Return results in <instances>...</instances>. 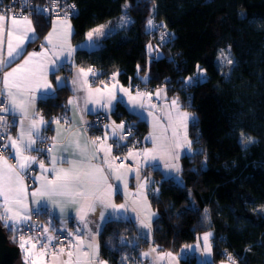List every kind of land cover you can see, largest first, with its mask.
I'll return each instance as SVG.
<instances>
[{
    "label": "trees",
    "instance_id": "1",
    "mask_svg": "<svg viewBox=\"0 0 264 264\" xmlns=\"http://www.w3.org/2000/svg\"><path fill=\"white\" fill-rule=\"evenodd\" d=\"M33 1V8L41 9L46 0ZM66 1L75 5L74 44L86 40V33L98 25L107 24L115 31L93 54L76 48L75 66L63 71L70 74L73 67H94L101 73L95 84L108 82L118 72L119 80L133 92L139 87L154 94L156 87L166 86L170 96L193 110L197 121L190 126L193 153H203L182 157V188L160 183L164 177L151 170L156 179L152 187L159 188L157 195L149 192L158 212L151 237L134 250L121 245L120 237L133 240L138 223L134 226L131 219L126 224L109 223L99 236L102 257L109 264H122L123 257L129 258L123 264H148L140 257L144 250L158 246L160 251L179 254L203 232H211L213 264L228 261V255L235 264H264V0ZM21 7L17 0H0L2 13ZM125 11L133 23L121 29ZM24 12L21 15L34 21L40 36L48 32L52 19ZM148 19L159 33L146 31ZM165 32L171 34L170 42L162 43ZM225 50L234 61L231 65L221 63ZM156 55L158 60L153 59ZM138 65L139 76L150 77L146 85L138 78ZM197 66L206 82L183 90L181 81L194 76ZM69 95L65 88L55 101H39L40 115L45 120L65 115ZM110 116L115 123L125 119L126 127L134 125L133 147L148 132L146 120L131 115L125 105H117ZM88 129L100 135L105 128ZM241 134L253 142L245 139L242 145ZM180 262L199 264L191 255Z\"/></svg>",
    "mask_w": 264,
    "mask_h": 264
},
{
    "label": "snow or ice",
    "instance_id": "2",
    "mask_svg": "<svg viewBox=\"0 0 264 264\" xmlns=\"http://www.w3.org/2000/svg\"><path fill=\"white\" fill-rule=\"evenodd\" d=\"M24 7H29V0H21ZM57 0H53V10L57 7ZM73 12L75 5L69 6ZM125 9L128 8L126 4ZM31 11L40 15L47 12L46 9L38 7L31 8ZM6 16L0 14V45H3V34L5 32ZM60 30L53 27L52 31L45 37L46 43L51 48V55L48 54V49L45 48L43 54L38 52L28 53L27 58L24 59L23 64H18L11 71L5 69L11 65L16 59L21 58L24 52L25 41L35 39L30 37L29 33H35L32 27V21L27 17L11 18V26L7 29V57L4 59L0 57V73L3 74L2 87H0V141H5L0 144V224L9 231L15 233H30L36 232L42 226L33 222V216L47 215L49 217V226L42 227L37 235H19V248L24 252L25 264H45L44 258H50V264H106V261L100 259L99 244L97 236L102 233V230L109 223H128L130 218L126 215L129 211L127 203L117 204L114 202V195L120 193V186L115 187L109 183V174H111L117 181L124 180V174L121 172L123 164L117 166L115 161L119 157L112 156L113 145L117 149L127 147V136L132 134L134 125L127 127V135L124 134L125 124L121 122L119 125L113 121L111 124H106L104 127L109 129L103 139L96 137L91 141L95 152L87 163L83 159L72 160L67 157L57 158L53 155V149L58 146L74 149L79 152L81 156L87 149V146H82L79 140L78 129L71 127L65 129L68 133L63 141L60 137V124L71 125L72 119L67 116V113L62 117L53 118L52 120H45L36 109L37 99L41 103H48L58 99L59 92L65 88H69L67 78H62L57 75L58 72L64 70L69 65L75 66L74 53L77 51L69 43L72 36V27L68 22V12H65L64 17L59 19ZM133 23L131 19L125 15L121 17L119 28L123 29ZM158 26L154 24L152 19L146 21V31L149 33L157 31ZM115 28H106L105 25H99L86 33V40L83 45L79 46L86 54H93L102 48V39L112 35ZM170 33H162V43L170 42ZM42 47H44L42 45ZM149 54L154 50L152 45L147 46ZM223 60L221 63L233 64L234 61L221 52ZM36 57L42 59L34 60ZM160 57L156 55L154 60ZM70 70V68H69ZM49 73H51L55 84L49 80ZM138 78L145 85L150 82V77L139 76V65L137 66ZM101 73H98L92 67H80L73 77L71 90L75 94L78 91L85 93L83 102L85 109L89 113L95 112L98 116L101 111L111 115L115 112L117 105H125L129 107L131 115L137 119H144V111L149 115H153V111L157 105L153 102V93L148 91H141L138 88L133 94L131 88L119 87V92L122 93L117 98L116 76L119 73H113L111 80L115 81L111 87L104 84V88H92L89 86V76L95 79ZM206 76L203 75V70L197 66V73L194 76L188 77L181 81L183 90L191 87L199 86L206 82ZM103 84L104 82L101 81ZM164 94L166 104L164 105L168 112L166 119L168 121L167 128L171 129V136L166 135L156 136L149 135L145 139L152 144L151 148H144L141 152H128L124 159L137 160V167L135 169L129 168V172L135 173L137 179V191L135 199L132 201L134 205L131 211L136 213L135 217L131 218V222L138 221L137 236L129 241L120 237L121 245L127 247L131 245L133 249L139 248L141 240L147 241L152 235L153 222L157 218V213L150 210V204L147 199V192L153 195L159 193V188L151 187L156 184L155 181L145 179L140 181V173L142 167L151 168L154 171H159L164 177L160 183L171 182L176 187L182 188L184 186L183 179L179 175L181 167L178 163L183 151L188 158H193L196 154L192 151V141L188 138L189 122L196 126V118L188 111L183 110L179 97H174L167 101L166 91L163 88L155 91L157 100ZM124 96L128 97L127 104H125ZM89 104H97L99 108L93 109L87 107ZM67 105H73L75 109L79 110L80 105L77 102V97L74 95L67 101ZM57 106V105H54ZM66 107V106H61ZM107 115L105 118H107ZM7 117H11L12 122L9 123ZM153 119L159 123V118L153 116ZM83 116H81V121ZM55 123L56 129H51V125ZM18 127L19 131L14 138L10 129ZM88 127H93L89 125ZM52 130L56 132V136L52 137V143L48 144L49 137L44 135L47 131ZM167 129H165V132ZM241 139V144H245V139L248 143H252V138L247 137ZM111 137L112 144H108L107 140ZM99 142V143H98ZM48 144V147H38L37 145ZM36 152L44 154L50 161V167L46 166L44 159H38L37 156L30 153ZM102 153L103 166H98L94 161L97 155ZM10 160H15V163H9ZM163 161V168L161 162ZM58 164H68L69 167H57ZM33 165H38L42 175L36 177L40 180V185L30 194L25 178L29 173L34 171ZM107 169V172H106ZM167 169L168 171H165ZM193 171H196L193 169ZM47 173H51V178ZM127 182L124 183V189H127ZM29 196L31 200L29 201ZM31 205V206H30ZM75 206V215L71 212L67 214L66 218H61L66 209H71ZM187 211V210H186ZM207 214L208 209L204 210ZM93 214L100 221L96 224V231L93 232L89 227L90 223L88 217ZM79 218V223L82 227H77L75 232L67 231V223L69 220ZM52 219H56L61 224V228L57 229L52 224ZM207 219V215H205ZM134 226L135 223H134ZM49 228L57 235L49 234ZM60 232H66L67 236L63 239L71 238L67 245H63V240L60 237ZM213 233L204 232L201 237L197 238L195 245H186L181 250V257L186 258L190 253H194L197 249L203 247V257L199 264H213L211 260L212 248L211 243ZM57 241V243H53ZM140 257L148 264H179L178 257L171 251L163 252L158 250V246H152L148 251L140 253ZM128 257L122 258L123 260ZM229 264H235L230 255L227 256Z\"/></svg>",
    "mask_w": 264,
    "mask_h": 264
},
{
    "label": "crops",
    "instance_id": "3",
    "mask_svg": "<svg viewBox=\"0 0 264 264\" xmlns=\"http://www.w3.org/2000/svg\"><path fill=\"white\" fill-rule=\"evenodd\" d=\"M0 14H3V15L6 16V19H5V22H4L5 23V32L3 34V41H4V43H3V45H0V57H3L4 59H8V57H7V39H8L7 38V29L11 26V18L13 16H15L16 18H21L24 15H13V14L7 15V14L2 13V12H0ZM28 18L32 21V27L35 29V33H29V36L30 37L34 36L35 39H29V40L25 41L23 56L21 58L16 59L13 63H11V65L8 66L5 69V71H11V69L12 68H15L18 64H23L24 59L27 58L28 53L38 52V53L43 54L44 51H45V48H47L48 49V54L51 55V48H50V46L47 45L46 40H45V37H47L48 33L52 31V29H53L54 26L57 27L58 30H60V28H61L60 23H59V19L60 18H55V19L53 18L51 20V22H50V28H49L48 32L45 35H43V36H40L38 34V31L36 30V26H35L34 21L30 17H28ZM68 22L71 24L72 33H73V31H74V25H73L72 19H69L68 18ZM41 42H43V44H40ZM69 43L71 44V46L73 48H78L79 46L83 45L82 44L83 42H81L79 45L74 44L73 43V40H72V36H71V38L69 40ZM42 45L44 47H42ZM39 59H42V57H36V58H34V60H39ZM79 68L80 67H73L70 74L65 73L63 70L57 73V75H59L60 77L67 78V81H68V84H69V88L68 89L70 91V95H69L67 101L75 95L77 97V102L80 105V109L79 110L75 109V107L73 105H67V108H68L67 116L72 119L73 123L71 125H65L63 122H61V124L59 126V128H60V137H59V140L60 141H63L64 137L68 135V133L65 131V129H67L69 127L73 128V129H78L80 143H81L82 146L86 145L87 146V149L84 152V155L81 156L80 153L79 152H75L74 149H72V148L69 147L68 150L65 151L64 150V147L63 146H60L58 144V146L53 149V153L52 154L55 155L57 158H60V157L64 156V157H67L68 159H72V160L83 159L84 162L87 163L88 159L91 158L93 156L94 152H95V149H94L91 141L94 140L96 137H101L103 139L105 133L108 132L109 129H106L105 128L103 130L102 134H100V135H93L90 132V130L87 128V126H86V123L88 121V118L91 115H94L96 113L95 112L89 113L85 109V105H84V102H83V97H84L85 93L83 91H78V92H76L74 94L73 91L71 90V88L73 87L72 84H71V81H72L73 77L75 76V74H76V72L78 71ZM83 68H85V70H87V68H89V67H83ZM92 68L94 70H96L94 67H92ZM48 78H49V80H51L53 82V84H55V80L53 79L51 73H49V77ZM2 79H3V74L0 73L1 87L3 86L2 85ZM116 81H118L116 93H117V98L119 99V97L121 95H123L122 93L119 92V87L120 86H123L125 88H129V87L123 85L122 82L119 80V78ZM113 83H115V81L109 80L108 82L103 83V84L102 83L95 84V83H93V78L91 76H89V86H91L92 88H101V89H103L104 88V84H107L108 87H111ZM133 94H135V93H133ZM161 99H162V97H161ZM124 101H125V104H127V101H128V97L127 96H124ZM87 107L93 108V109H97V108H99V105H97V104H89ZM129 107H130V105L127 108L129 109ZM36 109L40 113V111H39V99H37V102H36ZM163 110H164V103L162 104V109L161 110H156L155 109V113H158L159 114V113L163 112ZM102 112H104V111H101L100 113H102ZM62 116H64V115L57 116V117H62ZM81 116H83V120L82 121H81ZM7 119H11V117H7ZM56 128H57V125L55 123H53L51 125V129H56ZM18 131H19V128L18 127H14L12 129V131H11V135L15 138L16 135H17V133H18ZM44 135H46L49 138H52V137L56 136V132L55 131H52V130H49L46 133H44ZM141 142L142 141H139L138 142V139H137V144L138 145L135 146V147H132L134 149L131 148V151L133 153L141 152L144 148H147L148 147L147 146V147H144V148H137L141 144ZM107 143L108 144H111V137H109V139L107 140ZM37 146L40 147V144H38ZM135 148H137V149H135ZM136 150H138V151H136ZM30 154L37 156L38 153L32 152ZM102 155H103L102 153L98 154L97 155V158L94 161L98 166H103L102 159L100 158V157H102ZM127 155H128V153H127ZM139 159H142V158L137 157L135 159H130L129 160L130 163L129 164H125L124 167H122L120 169L121 172L124 174V180L117 181L111 174H109V181L108 182L111 183L114 187L116 185H119L120 186V193L119 194H115L114 197H113L114 202L117 203V204L127 203L129 205V211H128V213L126 215L130 219L133 218V217H135V215H136V213H134V212L131 211V208L134 206L132 204V201L136 198L135 197V193L137 191V187L136 186H137L138 181L135 178V173L134 172H129L128 169L129 168L135 169L137 167V164H136L137 163V160H139ZM9 163L14 164L15 163V160H10ZM44 163L48 167L51 166L50 165V161H49L48 158L44 159ZM117 166H119V165H117ZM57 167H65V168H67V167H69V165L68 164H58ZM151 170H152L151 168L142 167L141 168V173H140V181L145 180L146 179L145 177L147 176V174H148V176L151 175L152 177H154V174H153V172ZM106 172H107V169H106ZM41 175H42V172L39 169V167H37V170L34 173V183L32 185H29L28 181L25 178V181L24 182L27 185L29 194L32 191H34L36 188L39 187L40 180L36 179V177H39ZM47 175H48L49 178H51V173H47ZM148 179H149V177H148ZM125 181L127 182V185H128L127 186V189H124V183H125ZM147 199H148V203L151 206L150 207V210L152 212L157 213V215H158L157 210L153 207V205L151 203L150 196H149V192H147ZM30 200H31V197L29 196V201ZM69 212H71L72 215H75V206H73L71 209H66L65 213L62 214L61 218H66L67 217V214ZM88 219H89V221H93V220L95 221V223H90L89 224V227L92 228L93 232H95L96 231L95 225L100 223L99 219L97 217H95L93 214H90L89 217H88ZM40 220H42L43 222H48L49 223V217L47 215H41ZM136 222L138 223V221H136ZM52 224L54 226H57V227H60L61 228V224L56 219H52ZM77 227H82V225H80V223H79V218L78 217L75 220H69L68 221L67 228H69L71 232H75ZM11 235H12V239L19 243L18 233L12 232ZM202 235L203 234H201L199 237H201ZM99 236H97V242H98V244H99ZM196 243H197V241L195 243H193L192 245H195ZM148 250H149V248L146 249V250H144V251H148ZM163 252H169V251H163ZM201 252H203V250L201 248H199L194 253H190L189 255L196 256L197 260L200 262V260L203 257V253L201 254ZM172 253L178 257V262H179V264H181V262H180L181 252L179 254L174 253V252H172ZM22 254L23 255L20 258V263L21 264H25L24 252L23 251H22ZM99 256H100V259L106 261V264H109L108 261L105 260L102 257L101 253H100V244H99ZM212 258H213V251H212L211 260H212ZM44 261H45V264H50V258L49 257L46 256L44 258ZM218 264H229V261H222V262H220Z\"/></svg>",
    "mask_w": 264,
    "mask_h": 264
},
{
    "label": "built area",
    "instance_id": "4",
    "mask_svg": "<svg viewBox=\"0 0 264 264\" xmlns=\"http://www.w3.org/2000/svg\"><path fill=\"white\" fill-rule=\"evenodd\" d=\"M21 3V0H17ZM22 5V3H21ZM35 5L33 0H29V7H24L22 5L21 9H16V10H8L5 12V14L9 15V14H17V15H21L23 13H25L24 11L27 10H31V8H33ZM57 7L55 10H53V0H46L42 5H41V9H46L47 12L43 13L44 16H46L49 19H53V18H62L65 15V12H68V17H72L75 13V10L73 12V10L69 7L70 5L73 4H69L66 0H57ZM161 39V38H160ZM40 44H43V42H41ZM139 90H141V88L138 87ZM153 102L157 105L156 110H161L162 109V99L160 98L159 100L156 99L155 95L153 94ZM101 113L99 114V116L97 114L92 115L88 118V121L86 123V126L88 127L89 125H93V127H88V128H93V129H104V125L106 124H111L113 122L112 118L110 115ZM8 122L11 123L12 119H8ZM122 122H124L125 124V131L124 134L127 135V120L123 119ZM120 124V123H119ZM13 129V128H12ZM12 129H10V133L12 131ZM134 133L132 130V134L130 136H127V140L124 141L123 143L127 144V147H123L120 149H117L115 147V145H113V150H112V156L114 157H119V159H117L115 161V164L117 165H125L129 163V160L124 159V157H126L128 151L133 147L134 142ZM5 141H0V144L4 143ZM52 140L51 138H49L48 144H51ZM48 144L45 145H40V147H48ZM111 144H112V139H111ZM38 159H45L44 154H37ZM38 165H33L32 168L34 169V171L30 172L28 177H26V180L28 181L29 185H32L34 183V173L37 170ZM68 231V230H67ZM20 234H18L19 236ZM57 235V233H56ZM60 237L63 240V245H67L69 242V238L67 239H63L64 237L67 236L66 232H60L59 233ZM54 243H57V241H54Z\"/></svg>",
    "mask_w": 264,
    "mask_h": 264
},
{
    "label": "rangeland",
    "instance_id": "5",
    "mask_svg": "<svg viewBox=\"0 0 264 264\" xmlns=\"http://www.w3.org/2000/svg\"><path fill=\"white\" fill-rule=\"evenodd\" d=\"M263 24H264V22L261 23V25H263ZM105 26H106V28H109V27H110V26L107 25V24H106ZM159 32H160V29H158V33H159ZM101 39L103 40V38H101ZM84 42H85V40L83 41L82 44H84ZM158 53L161 54V52H158ZM223 53H224L225 56H228L230 59H232V57H231L229 51L225 50V51H223ZM160 54H159V55H160ZM220 58H221V61H222V60H223V57H222L221 55H220ZM224 64L229 65V64H227V63H224ZM117 79H118V77L116 76V80H117ZM160 88L165 89V91H166V95H167V101H170L172 98H174V96H170V95H169L166 86L156 87V88L154 89V95H155V91H156L157 89H160ZM132 92H133V91H132ZM133 93H135V92H133ZM161 97H162V101H163V103H164V105H165V104H166V101H165V99H164V94H163V93L161 94ZM125 98H126V97H125ZM179 101H180V100H179ZM163 103H162V104H163ZM180 103H181V101H180ZM181 105L183 106L182 103H181ZM183 110L188 111L192 116L195 117V114H194L193 110H191L190 108L184 107ZM167 112H168V109H167L165 106H164V110H163V112H161V113H159V114H158V113H155V110L153 111V115H149L147 111H144V113H143V115H144V119H145L146 122L148 123V125H149V129H148V132L146 133V135L143 136V138L140 139V141H142V142H141V144H140L137 148H144V147H147V146H148L147 148H151V147H152L151 142H150L149 140L145 139L146 137H149L150 134H151V135H156V136H161L162 134H163V135H166V136H168V137L171 136V129H170V128H167L168 121H167V119L165 118ZM153 116L159 118V123H157V121L153 119ZM117 125H119V123H117ZM190 126H191V122H189L188 130H187V131H188V138L191 140V136H190V135H191V134H190ZM165 129H167L166 132H165ZM108 132H110V130H109ZM134 141H135V139H134ZM142 143H143V144H142ZM137 148H135V149H137ZM132 149H134V148H132ZM129 151H131V149H130ZM129 151H128V152H129ZM133 151H134V150H133ZM136 151H138V150H136ZM192 151H193V147H192ZM183 156H184V153H183V151H181L180 159H179V161H178V163H179V165H180V167H181V171H182V157H183ZM128 160H130V159H128ZM136 164H137V163H136ZM161 168H163V161L161 162ZM165 171H168V170L165 169ZM179 175L181 176V172L179 173ZM148 177H149L151 180L156 181V180H155V177H152L151 175L148 176V174H147V176H146L145 178L148 179ZM152 186H153V185H151V187H152ZM155 187L158 188L157 185H155ZM203 233H204V232H203ZM150 237H151V236H150ZM191 245H192V244H191ZM200 248L203 250L202 244H201V247H200ZM202 253H203V252H201V254H202Z\"/></svg>",
    "mask_w": 264,
    "mask_h": 264
},
{
    "label": "water",
    "instance_id": "6",
    "mask_svg": "<svg viewBox=\"0 0 264 264\" xmlns=\"http://www.w3.org/2000/svg\"><path fill=\"white\" fill-rule=\"evenodd\" d=\"M11 234V231L0 224V264H21L22 250Z\"/></svg>",
    "mask_w": 264,
    "mask_h": 264
},
{
    "label": "bare ground",
    "instance_id": "7",
    "mask_svg": "<svg viewBox=\"0 0 264 264\" xmlns=\"http://www.w3.org/2000/svg\"><path fill=\"white\" fill-rule=\"evenodd\" d=\"M9 15H11V14H9ZM13 15H17V14H13ZM69 19H71V17L69 18ZM0 84H1V82H0ZM162 103H163V101H162ZM95 115V114H94ZM45 159H46V157H45ZM129 163H130V161H129ZM128 163V164H129ZM40 217H41V215L40 216H33V222L35 223V224H37V225H40V226H42V227H48L49 226V223L48 222H43L42 220H40ZM42 227H41V229H37L36 230V232H30V233H19L20 235L21 234H23V235H37V234H39V231H41L42 230ZM57 229H60V227H57V226H55ZM67 230L69 231V232H71L70 231V229L69 228H67ZM49 234L50 235H53V236H56V232H53L52 231V229L51 228H49ZM71 238H69V240H70ZM53 243H54V241H53Z\"/></svg>",
    "mask_w": 264,
    "mask_h": 264
}]
</instances>
